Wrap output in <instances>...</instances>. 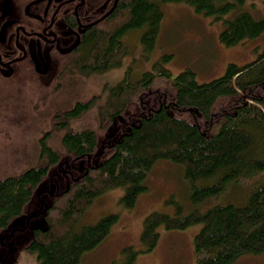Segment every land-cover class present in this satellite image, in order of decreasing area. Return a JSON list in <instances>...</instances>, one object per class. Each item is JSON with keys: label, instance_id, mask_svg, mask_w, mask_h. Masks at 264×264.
<instances>
[{"label": "trees", "instance_id": "1", "mask_svg": "<svg viewBox=\"0 0 264 264\" xmlns=\"http://www.w3.org/2000/svg\"><path fill=\"white\" fill-rule=\"evenodd\" d=\"M95 1L68 2L65 21L76 43L55 56L47 74L17 78L14 92L29 94L38 106L66 89L70 104L41 114L40 125L49 126L39 135L37 130L36 162L0 177V251L17 233L29 231L25 248L37 254L36 264H79L119 220L110 214L76 230L95 199L123 187L120 202L133 208L148 190L156 163L170 160L183 167L193 208L185 213L172 196L168 203L175 206L174 215L146 217L144 252L158 245L160 226L184 230L201 224L194 238L198 264H233L244 254H263L264 52L245 65L229 63L222 76L209 82H198L187 69L167 87L158 78H169L171 72L157 62L154 71L134 82L129 67L123 79L104 83L99 91L77 96L76 85L121 67L130 54L125 38L132 31L146 29L142 43L152 50L164 3L185 2L223 21L219 41L226 46L258 38L264 16L245 10L247 0H118L114 8L116 0H101L98 6L108 1L105 11ZM242 183L248 185L244 200L227 201L229 191ZM124 253V264H136L139 251L129 246ZM8 256L7 250L2 258Z\"/></svg>", "mask_w": 264, "mask_h": 264}, {"label": "rangeland", "instance_id": "2", "mask_svg": "<svg viewBox=\"0 0 264 264\" xmlns=\"http://www.w3.org/2000/svg\"><path fill=\"white\" fill-rule=\"evenodd\" d=\"M26 1L0 0V16L16 17ZM100 1L96 0L95 6ZM162 8L164 18L154 48L147 49L142 43L141 38L146 29L132 31L125 38L130 54L124 59L123 65L104 75L84 78V81L79 79L77 96H84V92L92 90L99 91L104 83H116L124 78L129 67L130 81H137L145 72L154 71L157 62H161L171 72L169 78H158V82L167 87L172 85L176 75L187 69L195 72L198 82H209L222 76L229 63L245 65L264 52V33L256 39L226 46L219 41L220 32L226 26L223 21L198 13L185 2H167ZM244 9L256 18L263 17L264 0H247ZM16 82L15 77L7 81L0 79V177L18 173L36 162L37 130L39 135L49 126L40 125L41 114L44 109L50 112L57 106L68 107L70 104L67 100L70 92L66 89L61 93L62 97L51 95L42 101V106H38L29 94L14 92ZM45 103L50 105L49 108L43 106ZM147 185L148 190L139 196L131 209L125 208L120 202L125 194L123 187L109 190L95 199L80 218L76 230L93 225L110 214L119 215V220L98 247L83 254L79 264H124V249L129 246L139 251L136 264H198L194 238L201 224H193L184 230H169L160 226L159 243L150 252H144L145 245L141 240L144 220L151 213H176L175 206L168 203L172 196L184 206L185 213L193 208L182 165L170 160L158 161L149 175ZM240 186L236 191H229L227 201L240 203L244 200L248 185L242 183ZM205 209L207 207L203 206L202 210ZM38 225L44 226L45 223L43 221ZM29 234V231L17 233L13 243L1 249L0 264H36L37 254L25 248L30 239ZM7 250L9 256L2 258ZM233 264H264V253L244 254Z\"/></svg>", "mask_w": 264, "mask_h": 264}, {"label": "flooded vegetation", "instance_id": "3", "mask_svg": "<svg viewBox=\"0 0 264 264\" xmlns=\"http://www.w3.org/2000/svg\"><path fill=\"white\" fill-rule=\"evenodd\" d=\"M70 1L27 0L16 17L0 16V79H19L29 72L45 75L56 55L70 51L77 41L65 21ZM34 4L41 5L31 8ZM106 9L108 5L102 11Z\"/></svg>", "mask_w": 264, "mask_h": 264}, {"label": "water", "instance_id": "4", "mask_svg": "<svg viewBox=\"0 0 264 264\" xmlns=\"http://www.w3.org/2000/svg\"><path fill=\"white\" fill-rule=\"evenodd\" d=\"M118 0L115 1V4L113 6V8L115 7L116 3H117ZM108 3L106 2L103 6H101V10H104L106 7H107Z\"/></svg>", "mask_w": 264, "mask_h": 264}, {"label": "bare ground", "instance_id": "5", "mask_svg": "<svg viewBox=\"0 0 264 264\" xmlns=\"http://www.w3.org/2000/svg\"><path fill=\"white\" fill-rule=\"evenodd\" d=\"M75 34V33H74Z\"/></svg>", "mask_w": 264, "mask_h": 264}]
</instances>
